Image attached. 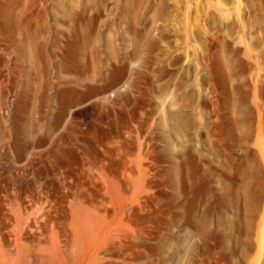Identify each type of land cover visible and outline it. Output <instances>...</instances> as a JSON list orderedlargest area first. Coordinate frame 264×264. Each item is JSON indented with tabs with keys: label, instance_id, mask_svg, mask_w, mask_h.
<instances>
[{
	"label": "rangeland",
	"instance_id": "374dc122",
	"mask_svg": "<svg viewBox=\"0 0 264 264\" xmlns=\"http://www.w3.org/2000/svg\"><path fill=\"white\" fill-rule=\"evenodd\" d=\"M0 264H264V0H0Z\"/></svg>",
	"mask_w": 264,
	"mask_h": 264
}]
</instances>
